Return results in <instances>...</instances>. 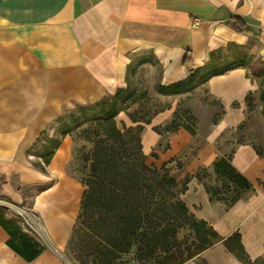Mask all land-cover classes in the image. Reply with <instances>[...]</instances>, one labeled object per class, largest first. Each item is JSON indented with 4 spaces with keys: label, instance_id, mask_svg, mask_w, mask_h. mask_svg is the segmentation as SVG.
Returning a JSON list of instances; mask_svg holds the SVG:
<instances>
[{
    "label": "crops",
    "instance_id": "obj_1",
    "mask_svg": "<svg viewBox=\"0 0 264 264\" xmlns=\"http://www.w3.org/2000/svg\"><path fill=\"white\" fill-rule=\"evenodd\" d=\"M235 18L245 30L235 26ZM230 47L251 49L264 61V0H0V138L42 120L52 98L51 71H93L80 84L91 92L81 98L94 103L125 84L133 54L154 53L167 87L185 81L190 72L211 63L215 52ZM121 60L127 61L126 73L124 81H117L113 77ZM250 72L238 67L201 83L223 107L206 134L184 127L164 131L174 120L175 107L138 125L144 126L141 139L148 166L168 169L180 183L190 178L183 200L191 211L225 239L240 233L247 254L257 260L264 258V156L256 146L264 149V141L240 143L234 152L224 151L223 145L228 133L248 126L250 94L264 120L261 79ZM71 156L72 141L65 138L42 173L35 171L32 177L33 184L45 187L33 202L44 241L0 215L7 227L0 225V264H65L56 252L70 244L86 191L68 172ZM230 156L253 188L226 206L211 200L198 174L202 169L213 173L214 164ZM178 161L184 162L182 168ZM10 196L15 204L22 202ZM201 260L244 264L223 243L186 264Z\"/></svg>",
    "mask_w": 264,
    "mask_h": 264
},
{
    "label": "rangeland",
    "instance_id": "obj_2",
    "mask_svg": "<svg viewBox=\"0 0 264 264\" xmlns=\"http://www.w3.org/2000/svg\"><path fill=\"white\" fill-rule=\"evenodd\" d=\"M129 58L126 82L116 91L118 93L120 89L126 90L119 100L122 110L114 120L116 127L127 137L128 143L125 147L112 141L109 143L117 148L112 150L111 146H108L110 144L105 142L106 131L111 130L112 125L104 119L105 112L100 107H92L97 102L82 104L80 101L81 96L87 97L91 93L87 91V86L83 88L80 81L85 75L91 79L93 71H51L52 98L42 120L33 128L15 136L0 138V215L10 225H16L19 230L27 229L42 241L46 238L39 216L33 208L35 197L45 187L33 184L32 177L35 171L42 173L41 170L45 169L47 161L65 138L72 141L68 172L86 185L96 175L94 166L98 164L100 154L108 152L113 155L114 153L125 155L123 159L127 161L130 153H139L140 145L137 140L141 139L144 129L143 125H138L139 123H149L159 114L175 107L177 110L173 123L178 126L185 125L193 129L195 134L199 131L206 134L209 132L211 120L217 121L221 117L222 105L208 96V90L201 83L181 93H165L162 90L166 87L163 83V71L154 53L144 51ZM207 65L213 72L245 67L257 78L264 71V61L256 52L234 47L215 52L212 62ZM115 94H108L107 97ZM255 101L253 97L249 105L248 126H242L238 134L235 132L227 134L223 144L227 149L224 151L234 152L240 143L257 144L264 141V120L260 117ZM199 119L202 120V124ZM173 125L163 130L173 131L170 130L173 129ZM30 136H34V141L26 152L32 166L28 169L18 153L20 146ZM256 148L264 153L261 146ZM154 156L158 157L159 154L154 153ZM177 166L182 168L184 162L178 161ZM198 175L208 188L215 191L214 201L223 202L226 206L239 197L244 198L247 193L227 179L218 177L214 167L213 173L202 169ZM103 179L102 183L108 181L106 178ZM186 179L181 182L182 185ZM14 192L21 197L20 204H15L11 198L10 195H14ZM111 221L118 222L116 214L110 213L100 203L97 204L90 216L82 215L76 222V233L68 248L56 254L65 264H163L166 261L167 253L164 250H159L149 261L142 260V255H146L148 251L146 248L142 249L139 244L127 254L116 257L110 254L104 249L102 239L110 237L112 231L106 228V223L111 224ZM178 239L179 251L185 256L190 249L195 250L199 244L195 232L189 226L180 231Z\"/></svg>",
    "mask_w": 264,
    "mask_h": 264
},
{
    "label": "trees",
    "instance_id": "obj_3",
    "mask_svg": "<svg viewBox=\"0 0 264 264\" xmlns=\"http://www.w3.org/2000/svg\"><path fill=\"white\" fill-rule=\"evenodd\" d=\"M238 20L239 18H235V26L245 30V27L238 25ZM210 68L209 65H206L199 70L192 71L185 81L163 87L162 90L168 94L181 93L213 76L223 75L238 67L220 72L210 71ZM258 77L261 79L260 98L263 102L264 113V71ZM125 93L126 90L120 89L115 95L106 96L92 105L93 108L100 107L105 112L104 119L112 125L111 130L106 131L107 137L105 139L112 150L117 147L109 143L111 141L122 147L128 143L126 135L114 123L115 117L122 110L119 100ZM252 98L253 94H250L247 98L248 105L251 104ZM173 122V129L170 130L176 131L184 127L195 134L193 129L185 125L178 126ZM137 142L140 145L139 153H130L127 161L123 159L126 157L125 155L121 156L117 153L113 155L108 152L100 154L98 164L94 166L96 175L85 185L86 191L78 219L82 215L90 216L93 208L99 203L110 213L116 214V219H118L116 223H112V221L111 224L106 223V228L108 227L112 231L110 237L102 239L106 251L116 257L129 253L135 245L139 244L142 249L146 248L148 251L147 256L142 255L144 261H149L159 250H164L167 256L163 264H186L197 259L217 244L223 243L227 250L240 262L264 264V258L252 260L249 257L240 233H235L225 239L206 221L199 220L183 200V196L188 191L190 178H187L182 185L167 169L148 166L143 152L142 140L138 139ZM256 150L259 155L264 156L261 149L256 148ZM51 158L47 164L50 163ZM231 162L232 156L219 159L214 164L215 173L218 177L227 179L244 192L252 190L251 182L240 174ZM103 178L108 179V181L102 183L101 181L105 180ZM206 188L208 193L212 194L211 200L213 201L215 191L207 186ZM240 199L242 198L239 197L229 206ZM0 225L7 229L2 219H0ZM187 226L195 232L196 241L199 244L195 250L190 249L188 255L185 256L182 251H179L178 238L180 231ZM75 233L76 227L73 236ZM8 245L15 249L12 242H8ZM18 253L21 252L18 251ZM39 254L40 251L35 252L33 257H28V260H34ZM199 264H207V262L201 260Z\"/></svg>",
    "mask_w": 264,
    "mask_h": 264
},
{
    "label": "bare ground",
    "instance_id": "obj_4",
    "mask_svg": "<svg viewBox=\"0 0 264 264\" xmlns=\"http://www.w3.org/2000/svg\"><path fill=\"white\" fill-rule=\"evenodd\" d=\"M126 63H127V61H123V60H121V61L118 63V66H117L118 71H116L117 74L115 75V77H113V79H115V80H117V81H119V79H120L121 81H124V77H125V73H126V71H125ZM109 86H110V85H109ZM113 86H114V85H113ZM109 89L113 90L114 88H113L112 86H110ZM100 96H101V94L93 95L91 98H92V99H93V98H96V99H97V98H99ZM80 101H81L82 104H87V103H88V100H87L86 98H80ZM33 137H34V136L27 137L26 141L20 146V150H19V153H18V156L23 160L24 165H25L28 169H30L32 166H31V164H30V162H29L28 157L26 156V152H27V151L31 148V146H32V143H33V141H34V138H33ZM45 179H46V181H49V182L52 181L51 178H48V177H46V176H45ZM14 195L17 196V197L21 200V197H20L18 194H15V193H14Z\"/></svg>",
    "mask_w": 264,
    "mask_h": 264
}]
</instances>
